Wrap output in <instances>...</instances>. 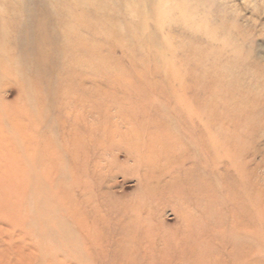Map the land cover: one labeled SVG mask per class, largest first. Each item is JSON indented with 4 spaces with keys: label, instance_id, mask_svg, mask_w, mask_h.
Wrapping results in <instances>:
<instances>
[{
    "label": "rangeland",
    "instance_id": "374dc122",
    "mask_svg": "<svg viewBox=\"0 0 264 264\" xmlns=\"http://www.w3.org/2000/svg\"><path fill=\"white\" fill-rule=\"evenodd\" d=\"M0 264H264V0H0Z\"/></svg>",
    "mask_w": 264,
    "mask_h": 264
}]
</instances>
